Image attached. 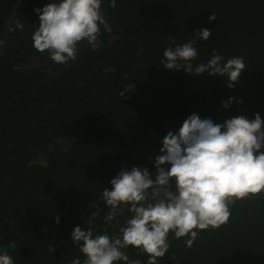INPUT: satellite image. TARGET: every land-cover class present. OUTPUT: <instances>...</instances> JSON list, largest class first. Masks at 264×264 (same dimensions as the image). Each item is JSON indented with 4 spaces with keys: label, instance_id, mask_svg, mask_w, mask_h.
Returning a JSON list of instances; mask_svg holds the SVG:
<instances>
[{
    "label": "trees",
    "instance_id": "1",
    "mask_svg": "<svg viewBox=\"0 0 264 264\" xmlns=\"http://www.w3.org/2000/svg\"><path fill=\"white\" fill-rule=\"evenodd\" d=\"M18 2L0 0V254L7 251L14 264L76 258L83 264L72 232L88 230L97 206L94 236H122L134 214L121 204L115 219L105 221L110 209L103 189L112 190L122 169L147 168L155 179L163 138L178 133L190 115L216 124L237 116L254 120L256 113L264 120V0H116L115 8L102 0L112 31L101 25L96 48L80 42L77 59L66 64L37 51L32 40L40 23L35 9L59 0H23L13 17ZM213 13L217 20L209 22ZM202 28L212 36L194 45L193 67L214 50L222 63L243 57L246 70L234 88L219 74L190 75L161 63L173 38L175 48ZM128 85L134 87L127 92ZM229 98L234 101L224 108ZM230 210L227 224L199 231L191 248L188 237L170 232L158 264H264V192ZM122 251L147 264L148 254L136 247Z\"/></svg>",
    "mask_w": 264,
    "mask_h": 264
},
{
    "label": "clouds",
    "instance_id": "2",
    "mask_svg": "<svg viewBox=\"0 0 264 264\" xmlns=\"http://www.w3.org/2000/svg\"><path fill=\"white\" fill-rule=\"evenodd\" d=\"M101 2L59 0L43 9H35L40 14V23L32 36L34 48L39 52L48 51L57 64L75 61L78 45L84 40L95 49L100 26L103 25L107 32L112 31L101 11ZM110 6L115 8L116 0H110ZM214 20H217L215 13L209 17V22ZM15 28L22 31L24 25L17 20ZM211 36L209 29L202 28L195 32L192 41L175 48L171 46L175 44L173 38L161 63L169 70L184 69L190 75L193 72L197 76L205 72L212 76L219 74L228 78L229 88H234L246 70L243 57L234 56L222 63L224 58L214 50L207 63L193 67L192 61L198 56L194 45ZM133 87L128 85L127 92ZM121 96L125 97V93ZM233 101L234 98H229L223 107L228 108ZM162 145V154L155 158V179L147 168L122 169L111 180L112 190L103 189L102 200L110 209L105 221L115 219L121 204L130 205L129 211L134 214L120 229L122 236H94L90 225L99 215L98 206L86 221L87 231L80 226L74 228L72 242L84 255L83 264H114L117 261L141 264L139 260L131 261L122 251L128 246L148 254L147 264H158V258L169 251L170 232L176 239L188 237L185 244L191 248L199 231L219 229L229 222L230 205L264 192V120L259 113L254 120L237 116L223 124L192 114L178 133H167ZM56 222L59 223V213ZM10 247L15 250L14 241ZM48 251L55 252V246L49 244ZM0 264H14L13 257L5 251L0 254ZM71 264H81V260L76 258Z\"/></svg>",
    "mask_w": 264,
    "mask_h": 264
},
{
    "label": "water",
    "instance_id": "3",
    "mask_svg": "<svg viewBox=\"0 0 264 264\" xmlns=\"http://www.w3.org/2000/svg\"><path fill=\"white\" fill-rule=\"evenodd\" d=\"M23 0H19L18 4L16 5V9L14 11V14H13V17L15 16V13H16V10H17V7L22 3ZM6 43V39H5V42L4 44Z\"/></svg>",
    "mask_w": 264,
    "mask_h": 264
}]
</instances>
